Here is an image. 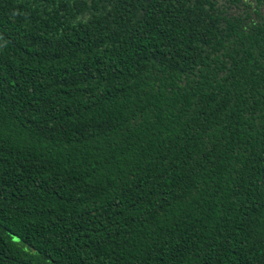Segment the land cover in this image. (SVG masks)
I'll use <instances>...</instances> for the list:
<instances>
[{
  "label": "trees",
  "instance_id": "1",
  "mask_svg": "<svg viewBox=\"0 0 264 264\" xmlns=\"http://www.w3.org/2000/svg\"><path fill=\"white\" fill-rule=\"evenodd\" d=\"M249 1L0 0V264H264Z\"/></svg>",
  "mask_w": 264,
  "mask_h": 264
},
{
  "label": "flooded vegetation",
  "instance_id": "2",
  "mask_svg": "<svg viewBox=\"0 0 264 264\" xmlns=\"http://www.w3.org/2000/svg\"><path fill=\"white\" fill-rule=\"evenodd\" d=\"M255 1L256 0L249 1V3L251 4L249 8L247 6L242 5L240 11L237 8L233 10V5L229 9L222 8L221 10H218L217 14L221 18V23L225 26V28H229L230 20H232L234 16L239 17L241 14L247 15L245 11H249L253 18V21H260L259 18L264 16V3L260 5L255 3ZM246 24L251 25V28L254 29V24H252L251 20H248Z\"/></svg>",
  "mask_w": 264,
  "mask_h": 264
},
{
  "label": "snow or ice",
  "instance_id": "3",
  "mask_svg": "<svg viewBox=\"0 0 264 264\" xmlns=\"http://www.w3.org/2000/svg\"><path fill=\"white\" fill-rule=\"evenodd\" d=\"M145 7H148V5H147V4H145Z\"/></svg>",
  "mask_w": 264,
  "mask_h": 264
}]
</instances>
